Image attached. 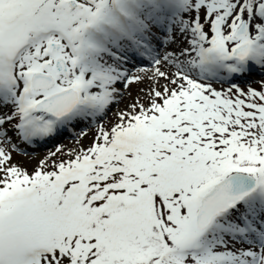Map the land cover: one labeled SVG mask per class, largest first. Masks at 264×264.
<instances>
[{"label": "snow or ice", "instance_id": "6c2138e0", "mask_svg": "<svg viewBox=\"0 0 264 264\" xmlns=\"http://www.w3.org/2000/svg\"><path fill=\"white\" fill-rule=\"evenodd\" d=\"M0 264H264V0H0Z\"/></svg>", "mask_w": 264, "mask_h": 264}, {"label": "rangeland", "instance_id": "374dc122", "mask_svg": "<svg viewBox=\"0 0 264 264\" xmlns=\"http://www.w3.org/2000/svg\"><path fill=\"white\" fill-rule=\"evenodd\" d=\"M252 79L259 81L261 79V77L259 75H255L252 77ZM138 87H140V86H133L130 89L131 95L125 96L124 101H122V103L120 104L121 108H124L136 96ZM253 87H258V85L253 84ZM113 112H115V109H113ZM109 116L111 118L112 114L110 113ZM64 142L70 143V141H68V140H65ZM30 151L34 152L35 155L32 157H25V156L16 154V160L26 164L29 167V169H31V167H33L35 165L36 161L39 160L46 153L47 148L36 147L34 149H31Z\"/></svg>", "mask_w": 264, "mask_h": 264}, {"label": "bare ground", "instance_id": "6f19581e", "mask_svg": "<svg viewBox=\"0 0 264 264\" xmlns=\"http://www.w3.org/2000/svg\"><path fill=\"white\" fill-rule=\"evenodd\" d=\"M124 101V100H123Z\"/></svg>", "mask_w": 264, "mask_h": 264}]
</instances>
